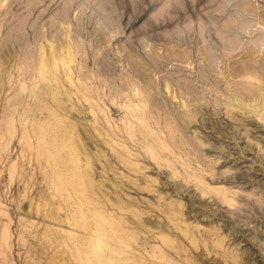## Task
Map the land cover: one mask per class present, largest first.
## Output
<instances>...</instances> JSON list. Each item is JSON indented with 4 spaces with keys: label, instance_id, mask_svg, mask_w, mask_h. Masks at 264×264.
I'll return each mask as SVG.
<instances>
[{
    "label": "rangeland",
    "instance_id": "obj_1",
    "mask_svg": "<svg viewBox=\"0 0 264 264\" xmlns=\"http://www.w3.org/2000/svg\"><path fill=\"white\" fill-rule=\"evenodd\" d=\"M262 104L264 0H0V264H264Z\"/></svg>",
    "mask_w": 264,
    "mask_h": 264
},
{
    "label": "bare ground",
    "instance_id": "obj_2",
    "mask_svg": "<svg viewBox=\"0 0 264 264\" xmlns=\"http://www.w3.org/2000/svg\"><path fill=\"white\" fill-rule=\"evenodd\" d=\"M135 101V100H134ZM263 105V104H262ZM126 106V105H125ZM256 108V107H255ZM261 109L262 110H264V105L261 107ZM148 110V109H147ZM258 112H259V110H258ZM135 113V112H134ZM131 114V113H130ZM128 115V114H127ZM140 115V114H139ZM130 117V116H129ZM148 118V117H147ZM148 120V119H147ZM131 121V120H130ZM149 121V120H148ZM148 124V123H147ZM131 125V124H130ZM149 125V124H148ZM174 132V131H173ZM242 157H244V158H246V156H242ZM155 161H157V160H155ZM230 161V160H229ZM229 161H227V160H224L223 162H222V164H224V163H227V162H229ZM224 176V175H223ZM76 177H77V174H76ZM220 177V179H222L221 178V176H219ZM219 177L216 179V181L219 179ZM236 177V176H235ZM225 178V177H224ZM223 178V179H224ZM237 178V180H238V177H236ZM222 179V180H223ZM226 179L227 180H229V178H228V176L226 175ZM225 179V180H226ZM232 180V179H231ZM240 181V180H239ZM238 182V181H237ZM79 184V183H78ZM230 191L231 190H228V188L227 189H225L224 190V197L225 198H229V194H230ZM239 193V192H238ZM236 191L234 192V195L235 194H237V195H239ZM233 194V193H232ZM242 197H244V196H242ZM231 198V197H230ZM244 198H246V197H244ZM247 198H248V195H247ZM249 198H250V196H249ZM232 199V198H231ZM235 200H233V202H232V204H234L235 202H234ZM263 203V202H262ZM262 205V204H261ZM263 206V205H262ZM261 208V207H260ZM90 209V211L92 212V214H93V217L96 219L95 220V225H91L90 223H88V215H87V213H86V211H84V209H80L79 211H78V214L79 215H77V219H76V225H82L83 226V228L85 229V231H84V234L86 235V239L83 241V240H81V238H79V237H81V236H79L80 234H79V232H77L76 231V229H71V231L69 232L70 234H71V237L74 239V242H75V244L78 246V249L80 250V251H84L85 250V245L86 246H88V248L90 247L91 248V254H93V255H95V256H99V255H101V254H98V251L99 250H101L102 249V247L104 246V245H106V243L107 242H109L110 240H108V239H105L104 237H102L104 234H107V233H105V232H108L109 231V229H108V227H112L113 228V230L116 228V227H118V222H115L104 210H102L101 208H98V207H95V208H89ZM262 209V208H261ZM89 211V210H88ZM87 211V212H88ZM113 214V213H112ZM90 215H91V213H90ZM73 219V218H72ZM73 222V221H72ZM72 225V224H71ZM103 225H104V227H103ZM122 226V225H121ZM120 227V226H119ZM117 228V231H118V234H114V233H112L111 235H108V237L111 239V238H114V239H119V241H120V243L121 242H124L128 247H130L131 245L128 243V242H125V240H124V237H123V233H124V231L122 232L121 230H120V228ZM123 227V226H122ZM197 229H199V228H197ZM79 231V230H78ZM122 233V234H121ZM128 233V232H127ZM191 233H192V235L191 236H193V237H195L196 238V230H195V228H193V229H191ZM84 234H82V235H84ZM127 236V235H126ZM70 237V238H71ZM124 244V245H125ZM76 246V247H77ZM116 247V246H115ZM123 248V247H122ZM114 249V248H113ZM82 253V252H81ZM86 253L88 254L89 253V251H87L86 250ZM98 254V255H97ZM110 255H111V252H110ZM88 259L90 260V263L92 264L93 263V259L91 258V257H88ZM110 260H112V258L110 259ZM122 261V260H121ZM126 261V260H125ZM104 261L102 260V259H99V264H101V263H103ZM136 262H138V261H136ZM121 263V262H120ZM124 263V262H123ZM127 264V263H126ZM136 264H138V263H136Z\"/></svg>",
    "mask_w": 264,
    "mask_h": 264
}]
</instances>
